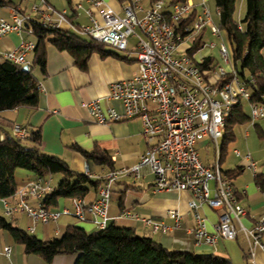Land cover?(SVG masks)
Listing matches in <instances>:
<instances>
[{
    "label": "built area",
    "instance_id": "built-area-1",
    "mask_svg": "<svg viewBox=\"0 0 264 264\" xmlns=\"http://www.w3.org/2000/svg\"><path fill=\"white\" fill-rule=\"evenodd\" d=\"M88 1L91 3L86 9L89 23L73 26V30L118 51H128L129 39L134 36L137 38L134 53L139 63L138 72L131 78L112 83L105 97L107 102H120L123 111L112 105L105 106L102 98L88 102L89 111L101 123L141 119L148 147L136 165L109 171L98 186L97 198L88 206L83 199L74 198V212L66 208L46 209L42 205V198L52 189L51 180L49 177L36 176L26 186L17 189L19 201L15 205L6 203L5 212L12 215L16 211H25L35 221L50 223L57 221L61 214H71L86 220L84 211L87 207L94 216L93 222L97 228H105L109 220L111 184L123 175L140 176L141 169L148 165L154 174L157 190L191 193L189 208L197 219L194 235L198 243L216 246L219 236L234 239L241 229L247 237L264 248V242L261 241L264 211L253 227L241 225L240 219L248 214V209L240 203L232 179L222 168L219 144V138L225 135L227 123L237 103L242 99H251L250 82L238 77L229 42L221 44L220 53L231 66L230 69L227 66L204 67L205 56L197 60L195 53L189 52L193 44L182 51L187 36L194 35V43L207 28L216 36L221 37L225 33L214 22L206 1L202 3L201 13L191 23H182L195 8L190 0L176 3L170 9L166 8L164 0H157L145 10L142 18L137 14L138 10H143L140 0L128 2L123 14L106 7L105 0ZM76 7L77 10L83 8L81 3ZM32 11L35 15L24 14L19 8H13L9 18L0 17V37L10 32L27 31L33 34L29 22L35 18L52 27H60L67 19L66 11L57 10L47 0H34ZM179 23H182L181 26H177ZM35 47V41L23 40L16 49L6 51L2 56L27 64L28 53ZM229 75L231 79L222 81ZM250 106L253 124L264 119V101H250ZM12 130L18 138L29 134V128L19 123H15ZM204 138L216 144L211 164L202 161L196 148V144ZM237 153H240L239 150ZM250 166L254 171L257 170L255 162L251 161ZM83 172L93 178L102 177L93 173L89 164L85 165ZM26 196L36 197L39 202L32 206L26 201ZM202 204L220 212L219 222L213 232L209 231L206 219L198 212ZM171 213L178 216L177 211ZM147 222L154 231L167 227L160 221L148 219ZM30 230L33 231V228ZM10 252V246L0 251L6 256Z\"/></svg>",
    "mask_w": 264,
    "mask_h": 264
},
{
    "label": "crops",
    "instance_id": "crops-1",
    "mask_svg": "<svg viewBox=\"0 0 264 264\" xmlns=\"http://www.w3.org/2000/svg\"><path fill=\"white\" fill-rule=\"evenodd\" d=\"M15 1L20 4L19 9L25 10L22 13L35 15V12L32 11L33 0ZM47 1L57 10L66 11L67 19L60 26L65 30H73V26L87 24L90 21L86 12V9L91 6L88 0ZM105 1L106 7L123 14L124 6L131 0L123 2L120 0ZM190 1L195 3V7L201 13L202 3L206 0L199 4H196L194 0ZM78 3H81L83 8L77 10L76 5ZM140 4L143 10H138V15L140 11L144 12L148 9L152 2L140 0ZM13 8H1L0 17L9 18ZM166 8L170 9L171 6L166 3ZM95 11L97 10L95 9ZM217 12L219 15L218 9ZM236 19L239 20L237 17ZM132 37L134 41L131 42L130 37L128 51H118L105 45L107 55L103 56L101 52L93 53L86 70H82L76 64L72 54L58 49L49 42L46 47V72H42L39 67L34 70V74L40 81L38 106L36 108L19 107L0 111V137L3 139L8 132L13 134L12 128L15 123L22 124L32 130L40 129L42 149L49 154L62 158L73 170L79 172H83L88 162L76 146L85 150H92L97 145L101 146L110 153L116 169L136 165L148 147L143 135L141 119L133 118L101 123L94 118L87 106L88 102L102 98L105 106L112 105L119 111H123L120 102H107L105 97L109 93L112 83L131 78L139 70V63L134 53L137 38ZM23 40L36 42L35 36L27 31L10 32L0 37V62L3 60L1 56L4 52L16 49ZM33 54L34 50L28 53V61L33 58ZM258 121L256 123L259 127L255 126L256 123L254 124L257 131L259 129L264 130ZM245 134L250 136L248 130ZM224 137L225 135L223 139ZM210 142L212 141L209 138H205L202 144L208 145ZM257 145L259 146L253 148L255 158L251 153H248L244 155L242 162L235 168L224 169L222 167L224 172L234 171L239 167L237 171L235 170L236 172L234 171L231 179L240 203L248 209V214L240 219L241 225L248 228L253 227L264 211V192L255 181L256 175L264 174V143L258 142ZM237 150L239 149H235L236 154L241 155L240 150L239 154ZM247 155L250 157L248 158ZM202 161L206 164L212 163V160L204 161L202 159ZM251 161L255 162L256 171L250 166ZM92 172L104 177L109 171L106 167L97 166ZM53 176L49 177L52 187L55 186ZM34 177L36 175L31 172L23 169L18 170L16 172L18 189L26 186ZM111 189L108 225L115 224L120 227L134 228L138 233L152 236L172 250L185 249L199 253H215L231 259L233 264H264V248L260 244H256L254 239L247 237L241 229L234 239L219 236L216 246L204 242L198 243L194 235L197 219L189 208L191 193L178 190H157L154 185V174L148 165L141 169L140 176L123 175L111 184ZM97 195L98 187L91 188L86 198L83 199L85 205L88 206L93 203ZM19 198L20 195L16 192L7 200H0V208L4 211L6 203L15 205ZM26 201L30 205L36 206L39 199L26 196ZM64 208L74 212L76 207L73 199L60 198L58 207L52 209ZM172 211H177L178 216H173ZM84 212L86 220L71 214H61L57 221L50 223L35 221L25 211H16L9 217L17 226L29 231L33 228L31 231L33 234L47 240L59 236L61 230L68 225H79L88 231L98 229L93 222L94 216L87 207H85ZM198 212L206 219L209 231H215V225L220 219V212L207 204H202L198 208ZM148 219L160 221L167 227L154 231L152 225L147 222ZM261 241L264 242V233ZM6 246L11 247L10 255L6 256L0 253V264H74L75 262V257L70 254L57 256L51 262H47L38 255L28 254L24 245L16 242L7 231L0 229V251Z\"/></svg>",
    "mask_w": 264,
    "mask_h": 264
},
{
    "label": "trees",
    "instance_id": "trees-1",
    "mask_svg": "<svg viewBox=\"0 0 264 264\" xmlns=\"http://www.w3.org/2000/svg\"><path fill=\"white\" fill-rule=\"evenodd\" d=\"M150 1L154 3L157 0ZM185 1L187 0H170L168 5ZM214 1L219 11L217 24L225 32L230 44L236 73L240 80L249 81L251 85L252 95L247 101H264V0H246V13L241 20L235 16L237 0ZM19 5L15 0H0V9H17ZM198 14L199 10L195 7L182 23H191ZM29 24L36 38L33 58L27 63L30 68L26 70L23 68L25 64L1 56L0 111L38 106L40 81L34 70L39 67L42 72H46V47L49 42L72 54L82 70L88 68L93 53L101 52L103 56L108 54L104 43L81 36L74 30L44 25L37 18ZM202 46L201 35L195 39L189 52L194 54ZM203 65L210 68L216 66L212 56H205ZM231 77L229 75L222 81ZM243 100L245 99L237 103L227 123L223 148L235 139V126L251 121V116L243 109ZM255 126L259 127L257 123ZM258 133L264 137L263 129H259ZM41 145L40 129H29V134L24 138H18L10 132L3 139L0 137V200H7L15 195L18 189L16 172L20 169L42 178L58 173L62 175L59 183L42 198V205L46 209L57 208L60 198L85 199L91 188L98 187L104 180L103 177L93 178L84 172L73 170L62 158L45 152ZM76 148L84 155L92 171L97 166L106 167L108 171L116 169L110 153L101 146L97 145L92 150L78 146ZM222 157L224 158V154ZM238 169L239 167L235 170ZM234 171L226 172L231 178L236 172ZM255 181L264 191V174L256 175ZM0 229L7 231L16 242L24 245L26 253L38 255L47 262L57 256L70 254L75 257L74 264H233L231 259L215 253L172 250L152 236L115 224L94 231H88L79 225H68L61 230L59 236L44 240L14 224L5 210L0 208Z\"/></svg>",
    "mask_w": 264,
    "mask_h": 264
},
{
    "label": "rangeland",
    "instance_id": "rangeland-1",
    "mask_svg": "<svg viewBox=\"0 0 264 264\" xmlns=\"http://www.w3.org/2000/svg\"><path fill=\"white\" fill-rule=\"evenodd\" d=\"M166 3H169L170 0H164ZM196 4L202 3L203 0H194ZM207 6L209 10L211 11V14L213 16V19L216 23H218L219 20V15L217 12V7L215 5L214 0H206ZM28 3V2H27ZM194 3V2H193ZM34 4V0L32 5ZM195 4V3H194ZM200 9V8H199ZM83 12V10H82ZM246 13V0H237V5H236V17L241 18L244 17ZM145 15L144 12H139V18H142ZM203 46L195 53V58L197 60H200L204 56H212L214 58V62L216 64V68H219L220 66H227V69H230L231 66L228 65L220 53V47L223 42H226L228 44V39L225 35V33L222 34V36H216L211 32L210 28H207L205 32L203 33ZM194 35L187 36L185 38L184 43L182 44V51H184L187 47H190L193 44L194 40ZM131 42L134 41V38L131 37L130 39ZM212 43H215V46H212ZM264 52V50H263ZM243 109L247 114H251V106L250 103L245 99L243 100ZM258 123L263 126L264 128V119H260ZM250 132V136L248 137L245 133L246 131ZM235 133L236 137L233 141L227 144L225 148H223V137L219 138V144L221 148V154H224V158L222 161V167L224 169H233L236 166H238L242 160L244 155L251 153L253 158H255V155L253 153V148L257 145L258 142L264 143V137H261L258 134V131L254 124L250 121L248 123H243V124H238L235 126ZM204 139H201L197 145V149L201 155V158L204 161H211L213 159L214 153L216 152V144L213 142H210V144L205 145L202 144L204 142ZM235 149H239L241 152V155H237L235 152ZM261 165V164H260ZM53 184H58V182L61 180L58 178H62L61 174H54L53 176Z\"/></svg>",
    "mask_w": 264,
    "mask_h": 264
},
{
    "label": "water",
    "instance_id": "water-1",
    "mask_svg": "<svg viewBox=\"0 0 264 264\" xmlns=\"http://www.w3.org/2000/svg\"><path fill=\"white\" fill-rule=\"evenodd\" d=\"M26 25H27V24H26ZM23 68L26 69V70H28L30 67H29L28 64H25Z\"/></svg>",
    "mask_w": 264,
    "mask_h": 264
}]
</instances>
